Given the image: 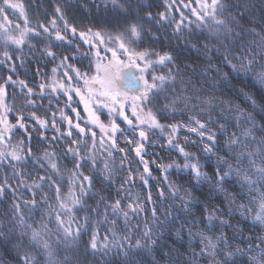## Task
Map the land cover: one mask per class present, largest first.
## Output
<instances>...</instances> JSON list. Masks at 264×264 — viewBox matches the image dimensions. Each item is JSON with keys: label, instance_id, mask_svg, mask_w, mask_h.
Instances as JSON below:
<instances>
[{"label": "snow or ice", "instance_id": "6c2138e0", "mask_svg": "<svg viewBox=\"0 0 264 264\" xmlns=\"http://www.w3.org/2000/svg\"><path fill=\"white\" fill-rule=\"evenodd\" d=\"M110 2L114 7L120 8L125 15H131L130 8L125 5L131 6L133 0H123V2L110 0ZM165 4L166 12L159 14V20L170 18L175 20V17L171 16V10L176 9L180 17L175 24L177 33L183 30L185 21H188L190 32L193 26L201 29V33L194 38L198 42H203L199 44V47L195 43H190L189 46L198 53L204 52L209 61L213 59L211 53H218L225 65L237 73L245 74L253 71L256 64L264 61V15L261 16L259 30L255 27H245L244 23L245 18L255 7L252 0H170V2L165 0ZM193 4L198 7H193ZM261 4L264 5V0H261ZM181 9H188L196 20H189ZM8 10H12L17 16L10 19ZM17 18L22 20L23 26L17 22ZM145 19L152 21L154 19L152 13H146ZM30 23L23 3L0 0V46L5 49L0 52V57H3L0 59V65H7L10 71L15 73L16 61L19 60L20 64H23V60L16 56V53L22 52L25 46L37 56V61L40 59L58 61L56 67L51 69L50 82H41L37 85L39 93H34L33 88L29 87L25 81L13 80L12 75L0 80V165L8 162L7 166L12 169V178L20 181H23L26 176L33 175L25 171L29 162L38 170L45 172V175H37V180H34L31 185H26L39 191L41 193L39 197H37V191H33L31 199L21 198L14 201L11 204V216L8 218L7 226L0 221V247L11 245L16 253L17 264H90L89 258L95 259L98 255H107L109 243L107 236L102 243L98 242V232H93L90 241L83 248L80 245L81 232L89 223V218L84 217L82 221H78L75 213L83 208L82 198L90 194L95 195L91 192L93 177L84 174V167L87 165L95 170L97 163H101L102 179L108 184L112 183L114 170L123 169L124 162L128 158L125 148L117 146L115 138L117 133L125 137L126 144L132 148L143 165L142 172L139 168L135 169L136 175H133V169L128 167L127 176L118 192L126 191V186L134 184L137 176L144 185H148V178L152 177V171L143 153L145 143L149 142V131L158 130L162 134L167 132L168 145L176 147L187 158L189 153L184 147L179 143L173 144L174 134L182 127H186L199 137H206L208 146L205 147V151L211 153L213 148L217 147V134L208 125L215 124L221 131H227L226 125L221 123V120H227L228 117L223 115L225 109L215 104L217 97L205 95L201 99V96L196 93L207 84V79L200 81L199 75L203 74L207 77V73H219L220 69L209 65L201 69V73H197V67L194 65L198 66V61L185 62L181 67L177 62L179 57H174L171 52L161 54L152 48H140L139 43L142 41L143 33L151 34L153 39L159 37L152 33L150 28L145 29L142 23L134 21H129L122 31L92 26L81 27L69 22L65 11L57 4L47 24L38 22L35 26H29ZM247 36L256 39L248 42L251 46L248 47L245 55H232L229 58L232 49L229 45H225L221 38L228 37L233 44L244 51L246 45L243 41ZM45 39V46L41 49H37L36 45L31 43L32 40ZM213 40L220 46L213 44ZM52 41H61L75 47L77 52L89 60V63L78 67L71 62L76 61L75 55L61 53L58 56L52 50ZM83 45H87V48L81 51ZM221 48L224 49L223 52ZM233 60L238 61L239 66L233 63ZM158 67L166 68L167 72L157 74ZM260 67L264 69V63H260ZM37 74L42 75L39 68H37ZM257 76L260 82L264 83V71L259 72ZM193 77L197 79L194 81ZM197 83H200V89L196 87ZM17 84L20 85L26 106L32 108H36V101L31 97L42 96L45 89L49 90V95L53 99L65 97V108L74 113V116H69L63 109H59V104L56 107L59 110L60 123L66 124V130L61 131V128L57 126V112L52 111L51 108L46 109L49 113L47 117L37 115L36 111L25 116L21 109L10 105L8 88ZM177 84L180 87L178 94L175 88ZM166 86L172 87L174 97L165 105L167 109L175 113L176 105L183 103L185 108L198 109L201 115L207 116V119L202 121L196 116H191L186 125L162 124L153 106L157 98L166 91ZM189 90H192L193 95L188 94ZM74 98L78 99L74 100ZM193 99L197 103H191ZM74 103L77 106L83 104L84 117L81 116V111L73 106ZM220 103L228 105L227 111L232 112L229 102L220 101ZM251 103L255 105L256 101L253 99ZM49 104L51 105V99ZM200 104L207 107H200ZM214 112L219 113L216 119H213ZM10 114L13 115L15 123L9 119ZM101 116H107V122L102 120ZM231 118L237 132H232L224 144L235 166L225 159L221 167H227L228 172L221 173L218 169L217 183L222 185L226 178L233 174L239 178L242 181V187L248 189L249 205L253 203L257 205V211L253 216L254 223L264 227V126L256 124L251 116L238 107L236 114ZM117 119L128 126L127 130L121 128L120 123L116 122ZM30 122L40 128L50 127L60 133L59 136H53L51 140L44 137L45 143L51 145L58 140L66 141L64 156H71L73 164V168L68 170L70 184L66 189H62L61 183L47 173V169H51L60 180H63L55 151L46 150L39 156L34 155L31 147V133L35 129ZM17 130H22L24 139L14 143L13 136L17 134ZM126 132L132 135L127 136ZM115 152L122 154L119 165L116 164ZM245 160L247 166L243 163ZM156 166L161 171L167 172L173 165L161 163ZM184 167L192 168L197 179L202 176L206 178V174L201 173L197 164H185ZM9 179L10 177L5 173L0 180V197H3L6 190L15 194L16 188ZM163 180L167 182L168 177L165 175ZM45 183L52 192L51 196L42 191ZM167 189L170 196H176L179 192V188L173 184H167ZM157 195L164 199L165 190L160 188ZM190 195L186 193L184 197H180L181 207L185 210L189 207ZM147 200L155 203L152 201L151 190L147 193ZM100 202L104 204L103 213L106 221L109 210L113 216H123L126 223L129 212L137 215L144 210L139 197L127 203L126 208L121 206L120 198L108 202L101 196ZM240 207L245 209V212L251 210L247 205L241 204ZM34 212L39 213L38 220L32 217L31 214ZM151 214L153 223L149 226L145 222L141 239H137L134 244L129 242L127 245L124 243L113 245L119 249L124 258V264H143L138 258L139 254L142 251H150L152 246L157 244V240L153 238L154 233L163 228L169 212L162 213L163 221L157 216L155 206L152 207ZM214 219L216 217L213 215L207 217L209 223ZM111 223L115 226V219ZM221 223H227V221H221ZM135 227L139 228V225ZM188 233L189 236L193 235L190 228ZM177 235L179 236V232ZM195 235L199 236L202 244L200 252L193 250L191 256L184 259L182 253L169 251L164 254L168 258V264H197V257L211 260L213 264H227L237 256L247 257L248 264H264V236L262 235L249 237L246 248L237 246L234 251L227 250L231 248V245L223 235L215 238L203 232ZM13 236L17 238L16 241L12 240ZM112 236H116L115 231L112 232ZM25 238L28 243L22 248L21 244ZM123 239L128 240V237L125 236ZM221 243L224 245L223 249L220 247ZM221 251L225 258L224 262L217 259Z\"/></svg>", "mask_w": 264, "mask_h": 264}, {"label": "trees", "instance_id": "16d2710c", "mask_svg": "<svg viewBox=\"0 0 264 264\" xmlns=\"http://www.w3.org/2000/svg\"><path fill=\"white\" fill-rule=\"evenodd\" d=\"M13 1L24 4L26 13L31 21L29 26H35L38 22L47 24V21L54 14V8L57 4L65 11L69 22L81 27L92 26L112 31H122L129 21L142 23L145 29L150 28L152 33H155L159 38L153 39L151 34L147 32L143 33L142 41L139 43L140 48H152L161 54L171 52L174 57H179L177 62L181 67H183L185 62L192 63L193 61H198V66L194 65L197 67V73H201V69L209 65L220 69L219 73H207V77L200 74L199 80L204 81L207 79V84L202 89H200V83L196 85L200 89L196 94L200 95L201 99L205 95L217 97L218 99L215 101V104L219 108H224L223 115L228 117L227 120H221V123L226 125L227 131H221L215 124L208 125L217 134V147L213 148L211 153L205 151V147L208 146L206 137L201 138L196 133L189 131L186 127H182L174 134L173 144L179 143L180 146L184 147L185 151L189 153L187 158L168 147L167 132L162 134L158 130L149 131V142L145 143V151L143 153L144 159L149 161V166L152 171V177L148 178V185H144L137 176L134 184L126 186V191L118 192L117 190L124 183V179L127 176L128 167H131L133 169V175H136L135 169L139 168L142 172L143 165L132 148L126 144L125 137L117 133V146L125 148L128 158L124 162L125 167L123 169L117 168L114 170L112 183L108 184L102 179L101 163H97L95 170L87 165L84 167V174L93 177L91 192L95 193V195L90 194L88 197L82 198L83 208L75 213L78 221H82L84 217L89 218V223L81 232L80 245L83 248L90 241L93 232H98V242L102 243L105 236H107L109 243L107 255H98L95 259L89 258L90 264H124V258L120 254L119 249L113 247V245L118 243L127 245L129 242L134 244L137 239H141L145 222L149 226L153 223L151 214L153 206L157 208V216L162 221L164 220L162 213L168 211L169 216L167 221L164 222L163 228L159 232L154 233L153 238L157 240V244L152 246L150 251H142L139 254L138 258L143 264H153V262L154 264H168V258L164 254L169 251L182 253L184 259L190 257L193 250L197 253L200 252L202 244L199 236L195 235L199 232H203L214 238L223 235L231 245V248L227 249L230 251H234L237 246L242 249L246 248L249 237H255L257 235L264 236V227L253 221V216L257 211V205L255 203L249 205L248 189L242 187V181L233 174L227 177L221 185L217 183L216 178L218 169L221 173L228 172L227 167H221L225 159L235 166V162L225 148L224 141L229 138L232 132H237V128L233 126V120L231 118L236 114V108L238 107L251 116L256 124L264 126V83H261L257 76L259 72L264 71L260 67V63H264V61L256 64L253 71L246 74L243 72L237 73L225 65L218 53H211L213 59L209 61L204 52L198 53L189 46L190 43H195L199 47V44L203 42H198L194 38L201 33V29L193 26L190 32L188 30V21H185V25L182 26L183 30L177 33L175 31V24L179 21L180 17L176 9L171 10V16H174L175 20L171 18L169 20H159V14L166 12L167 5L165 4V0H133L131 6L128 4L125 5V7L130 8L131 15H125L120 8L114 7L110 0ZM252 2L255 7L250 11L249 16L245 18L244 23L245 27H255L259 30L261 27V16L264 15V11H262L264 5L261 4V0H252ZM132 9L135 10L132 11ZM148 12L152 13L154 18L152 21L145 19L146 13ZM221 39L225 45H229L232 49L229 53V58H231L232 55H245L248 47L251 46L248 42L256 38L252 36L245 37L243 41L246 45L244 51H241L228 37H222ZM31 43L35 44L37 49H41L45 46L46 39L32 40ZM212 43L217 44L218 47L220 46L215 40ZM85 49L83 45L81 51ZM4 50V47L0 46V52ZM52 50L58 56L61 53L65 55L76 54L78 57L85 58L76 51L75 47L60 41H52ZM223 51L224 49L221 48V52ZM253 51H255V48H253ZM16 56L23 60V64L21 65L19 60L16 61L15 73H12L7 65H0V80L8 75H12L13 80H23L31 87L34 82L40 80L47 83L51 78V69L56 67L58 63V61H51L50 59H40L37 61V56L33 55L27 46L23 48L22 52H17ZM0 59H3V57H0ZM74 63L78 67L88 64L87 61L79 59L74 61ZM233 63H237L239 66L236 60H233ZM37 68L40 69L42 75L37 74ZM166 72V68H157V74H164ZM196 79L197 77H193L194 81ZM175 88L178 94L180 92L179 84L175 85ZM8 94V103L14 105L16 109H21L25 116L29 115L32 111H36L37 115L47 117L49 113L46 109L51 108L52 111H56L57 126L61 128V131L66 130V124L60 123L59 110L56 107L59 104V109H63L67 115L72 116L70 110L65 108L64 97L53 99L50 95H33L31 99L36 101V108H32L31 106H26V101L21 95L20 85L18 87L9 86ZM188 94L193 95L192 90H189ZM172 98H174L172 87L166 86V91L157 98V102L153 106V110L156 112L157 118L162 124L170 125L180 123L186 125L189 123L191 116H196L202 121L207 119V116L201 115L198 109L185 108L183 103H178L176 105L177 110L173 113L165 107L166 104L170 103ZM50 99L51 105L49 104ZM253 99L256 101L255 105L251 103ZM220 101L229 102L232 107V112L227 111L228 105L221 104ZM191 103H197V101L193 99ZM199 106L207 107L204 104H200ZM218 115V112H214L213 119H216ZM9 119L15 123L12 114L9 115ZM30 124L35 129L31 133V147L34 155L39 156L46 150L55 151L63 180H60L51 169H47V173L61 183L62 189H66L70 184L68 170L73 168L71 156H64L66 141L58 140L56 143L49 145L44 142V137L51 140L53 136H59L60 133L55 132L50 127L43 129L31 122ZM120 125L121 128L127 130L128 126L125 123H120ZM94 130L98 131L97 129ZM126 135L131 136L132 133L126 132ZM20 139H24V136L22 130H17V134L13 136V142L15 143ZM121 155L119 152L114 153L117 165L120 164ZM153 161L156 163H152ZM161 163L164 165L171 164L173 166L167 172H163L156 166ZM243 163L247 166L246 160ZM7 164L8 162H5V164L0 165V180L7 173L10 177L9 182L16 188V192L13 194L12 191L6 190L3 197H0V221L5 226H7L8 218L11 216V204L21 198L31 199V193L37 190L29 188L26 185H31L34 180H37V175H45L44 171L38 170L34 164L29 162L25 171L33 173V175L26 176L23 181H20L12 178V169ZM185 164H197L201 173L206 174V178L202 176L200 179H197L192 168H185ZM165 175L168 177L167 182L163 180ZM167 184H173L179 188L176 196L168 195ZM160 188L165 190L166 197L164 199H161L157 195ZM221 188L223 190H218ZM149 190H151L154 204L147 200ZM42 191L49 196L52 195L46 183ZM186 193H190L191 195L189 197V207L185 210L181 207L180 197H184ZM40 194L37 191V197ZM101 196L108 202L120 198L121 206L125 208L127 203L139 197V200L143 203L144 210L137 215H132L129 212L127 223L123 216H113L109 210L106 221L103 213L104 204L100 202ZM129 197L132 199H128ZM241 204L249 206L251 210L245 212V209L240 207ZM31 215L34 219H39L38 212H34ZM209 215L216 217L211 223L207 220ZM113 219L116 221L115 226L111 223ZM221 221H227V223L222 224ZM136 225H139V228H136ZM189 228L193 233L192 236H189ZM113 231L116 232L115 237L112 236ZM178 232L179 236L177 235ZM125 236L128 237V240L123 239ZM16 239L15 236L12 237L13 241H16ZM27 243V238H25L21 247L24 248ZM220 247L223 249V243L220 244ZM62 255L63 253L61 252V257ZM196 259L197 264H213L211 260L201 259L199 257ZM217 259L221 262L225 261L222 251ZM0 264H17L16 253L12 250L11 245L0 247ZM227 264H248V260L247 257L237 256L233 261L227 262Z\"/></svg>", "mask_w": 264, "mask_h": 264}, {"label": "rangeland", "instance_id": "374dc122", "mask_svg": "<svg viewBox=\"0 0 264 264\" xmlns=\"http://www.w3.org/2000/svg\"><path fill=\"white\" fill-rule=\"evenodd\" d=\"M14 2V1H13ZM170 2V1H169ZM16 3V2H15ZM193 7H198L197 5H195V4H193ZM173 10V9H172ZM9 12H8V14H9V18L10 19H12V18H14V17H16L17 16V14L15 13V12H13L12 10H8ZM181 11H183L184 12V14H185V16H188V18H189V20H196V17L195 16H192L191 14H190V12H189V10L188 9H181ZM179 13V12H178ZM17 22H19V23H21V26H23V23H22V20H20V19H18L17 18ZM61 42V41H60ZM84 47L85 48H87V45H84ZM75 56L77 57V59H76V61L79 59V60H82V61H87L88 63H89V60L85 57L84 59H83V57H78V55H76L75 54ZM73 63H74V61H72ZM41 82H44L43 80H40V81H38V82H34V84H32V88H33V92L34 93H39L40 92V90H39V88L37 87V85L39 84V83H41ZM50 82V81H49ZM28 85V84H27ZM19 86V84H17V85H15V86H13V87H18ZM29 86V85H28ZM29 87H31V86H29ZM47 95H49V90L48 89H45V91H44V93H43V95L42 96H47ZM61 98L63 97V96H60ZM65 98V97H64ZM76 99H78V98H74V100H76ZM73 106L74 107H77V110L78 111H81V116L82 117H84L85 116V114L82 112V109H83V104H79L78 106L74 103L73 104ZM72 114V116H74V113H71ZM101 119L102 120H105V122H107V120H108V117L107 116H101ZM117 123H123L121 120H119V119H117V121H116ZM83 125V124H82ZM117 135V134H116ZM116 138V137H115ZM167 145H168V143H167ZM168 147L170 148V149H172V150H175V151H177V152H179V150L176 148V147H172V146H169L168 145ZM180 153V152H179ZM181 154V153H180Z\"/></svg>", "mask_w": 264, "mask_h": 264}]
</instances>
